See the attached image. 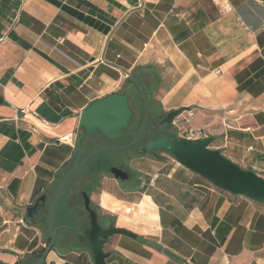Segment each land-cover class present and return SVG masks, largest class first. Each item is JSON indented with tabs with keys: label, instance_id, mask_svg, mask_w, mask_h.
Returning a JSON list of instances; mask_svg holds the SVG:
<instances>
[{
	"label": "crops",
	"instance_id": "1",
	"mask_svg": "<svg viewBox=\"0 0 264 264\" xmlns=\"http://www.w3.org/2000/svg\"><path fill=\"white\" fill-rule=\"evenodd\" d=\"M227 1L231 12L216 0H0V264L43 253L47 225L27 207L73 165L81 111L129 94L128 73L162 112L193 109L189 126L212 148L264 176V0ZM140 161L141 180L103 189L115 226L136 234L108 238L107 264H264V203L179 163ZM45 264L94 261L59 230Z\"/></svg>",
	"mask_w": 264,
	"mask_h": 264
},
{
	"label": "water",
	"instance_id": "2",
	"mask_svg": "<svg viewBox=\"0 0 264 264\" xmlns=\"http://www.w3.org/2000/svg\"><path fill=\"white\" fill-rule=\"evenodd\" d=\"M128 77L136 87L141 105L142 120L134 137L125 144L105 143L98 145L82 157L83 141L92 138L97 132L103 134L108 142L116 141L124 134L134 111L130 105L129 94L112 93L104 98L95 100L86 109L81 111L79 127L83 130L77 136L76 148L78 156L73 165L65 172L58 182L49 205L47 214L41 213L45 206V195L39 197L35 203L27 207L28 218L34 216L46 217L49 243L36 260L35 264H45L50 251L57 243L58 231L61 228L75 230L77 240L87 247L92 255L94 264H107L109 253L103 248L107 238L115 234H123L136 238V234L125 228L112 227L105 230L99 223L94 212L91 214V227L81 229L76 225H56L55 213L61 194L70 179L95 155L105 151L124 150L134 147L145 135H153L147 130L150 117V103L141 79L135 73H128ZM186 109L180 108L167 112L164 119L172 123L176 116ZM168 137L149 140L146 149L149 154H162L172 156L179 164L187 167L202 176L214 186L228 191L234 195L246 196L256 202L264 203V176L241 167L226 157L220 149L212 148L213 138L200 141L179 138L176 133L167 132ZM169 138H172L170 140ZM118 176V175H117ZM29 264V263H24Z\"/></svg>",
	"mask_w": 264,
	"mask_h": 264
},
{
	"label": "flooded vegetation",
	"instance_id": "3",
	"mask_svg": "<svg viewBox=\"0 0 264 264\" xmlns=\"http://www.w3.org/2000/svg\"><path fill=\"white\" fill-rule=\"evenodd\" d=\"M166 115L167 113L163 112L160 117H156L152 120L149 117L147 130L153 135L143 136L142 139L134 147H132H137L134 153H131L129 149L132 148H129L124 150L100 152L92 157L70 179L64 188L55 213L56 225H76L81 229L90 228L92 220L91 214L94 212L100 225L105 230L112 227H117L115 226L116 215L106 211L102 205V194L103 189L106 186V180H114L119 183L141 180L142 171L138 167L139 163L136 162L137 160H142L140 161V164L144 163V160L155 162L162 160L165 154H162L161 152H156L157 154H149L146 149V145L149 140H157L159 138L168 137L167 132L177 134L173 122L167 123L164 121ZM134 116L135 114L130 119L129 125L124 129L123 136L116 141L108 142L105 136L100 132H97L94 137L89 138L91 140L93 139L94 141L92 146H88L89 143H87L86 140L83 141L82 157L91 149L101 144L112 143L121 145L129 142L136 134L142 120L141 114V119L137 129L131 137H128ZM82 131L83 130L80 128V133H82ZM169 139L172 140V138ZM132 155H137V157H133ZM77 156L78 151L76 153V157ZM71 184L74 185L73 188L70 187ZM43 195H45V206H43L41 213H45L46 215L53 194L49 195V193L46 192ZM104 219L108 220L110 224H103L101 220ZM38 220L42 222L45 221L46 223V217L40 218V216H38ZM59 230L67 237L70 235L74 236L76 241L82 247H85L77 240V233L75 230H69L65 228H61ZM107 240L104 243L103 248H105Z\"/></svg>",
	"mask_w": 264,
	"mask_h": 264
},
{
	"label": "rangeland",
	"instance_id": "4",
	"mask_svg": "<svg viewBox=\"0 0 264 264\" xmlns=\"http://www.w3.org/2000/svg\"><path fill=\"white\" fill-rule=\"evenodd\" d=\"M143 80V79H142ZM143 85H144V88H145V92L148 96V99H149V103H150V119H154L156 117H160L163 112L161 111V107L159 105V103H156L154 102V100L152 99V96H151V93H150V90H149V87L148 85L142 81ZM130 87V86H129ZM129 95H130V105L134 111V119H133V122H132V127L130 128L129 130V133H128V137H131L135 130L137 129L138 127V124H139V121L141 119V114H142V105H141V101H140V98H139V95H138V92L136 90V87L134 85L131 84V87H130V92H129ZM88 144V146H92L93 145V139H87L86 140ZM136 148H132V149H129V151L132 153L135 151ZM163 161H167L168 163V167H170V165H177V161L170 155H164V157L162 158ZM162 161V163H164ZM161 163V164H162ZM160 163H156L154 165H151V167L149 168V171L152 173L151 176H148L147 178V184H148V191H147V194H152L153 191H154V187L152 186L154 184V178L156 177L157 173L159 172V168H160ZM75 182V180H74ZM71 188L74 187L73 184L70 185ZM70 188V189H71ZM56 223V222H55ZM43 225L45 227V221L43 222Z\"/></svg>",
	"mask_w": 264,
	"mask_h": 264
},
{
	"label": "built area",
	"instance_id": "5",
	"mask_svg": "<svg viewBox=\"0 0 264 264\" xmlns=\"http://www.w3.org/2000/svg\"><path fill=\"white\" fill-rule=\"evenodd\" d=\"M216 2L224 11L231 12L234 10L233 6L227 0H216ZM194 114L195 112L193 109H186L180 115L175 117L173 125L176 128L177 136L179 138H186L192 141H200L210 137V134L207 130L189 126V122L193 118Z\"/></svg>",
	"mask_w": 264,
	"mask_h": 264
},
{
	"label": "trees",
	"instance_id": "6",
	"mask_svg": "<svg viewBox=\"0 0 264 264\" xmlns=\"http://www.w3.org/2000/svg\"><path fill=\"white\" fill-rule=\"evenodd\" d=\"M16 264H21V263L18 262V263H16Z\"/></svg>",
	"mask_w": 264,
	"mask_h": 264
}]
</instances>
